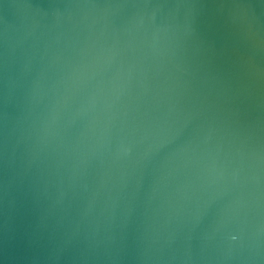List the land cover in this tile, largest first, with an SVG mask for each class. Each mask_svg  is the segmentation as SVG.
I'll return each mask as SVG.
<instances>
[{"label":"water","instance_id":"95a60500","mask_svg":"<svg viewBox=\"0 0 264 264\" xmlns=\"http://www.w3.org/2000/svg\"><path fill=\"white\" fill-rule=\"evenodd\" d=\"M0 264H264V0H0Z\"/></svg>","mask_w":264,"mask_h":264}]
</instances>
